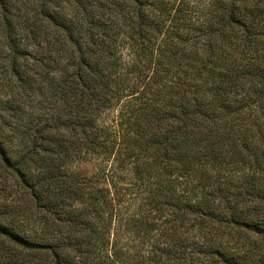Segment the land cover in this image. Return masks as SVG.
I'll return each mask as SVG.
<instances>
[{"label": "trees", "instance_id": "trees-1", "mask_svg": "<svg viewBox=\"0 0 264 264\" xmlns=\"http://www.w3.org/2000/svg\"><path fill=\"white\" fill-rule=\"evenodd\" d=\"M0 10L46 106L15 149L0 99V264H264V0Z\"/></svg>", "mask_w": 264, "mask_h": 264}, {"label": "rangeland", "instance_id": "rangeland-1", "mask_svg": "<svg viewBox=\"0 0 264 264\" xmlns=\"http://www.w3.org/2000/svg\"><path fill=\"white\" fill-rule=\"evenodd\" d=\"M21 16L22 14L19 16L20 19ZM18 20L17 18L15 22ZM9 36L10 34L3 27L2 12L0 10V99L6 101L7 106L15 105L17 107L16 110L7 109L4 123L7 140L15 149H18L22 147V143L21 135L18 134L17 130L25 131L30 123L38 122L41 112L44 111L46 106L37 103L38 100L32 103L19 96L22 89L14 78L13 66H20L25 70V65H29V68H31L33 60L30 59L27 62L22 54L17 52V49H15L17 46L10 40ZM21 37L25 43H29L24 36ZM27 75L32 77L33 72L28 71ZM0 178L3 181V190L0 191L1 202L6 203L20 196L16 178L8 170L1 171ZM4 184L6 185L5 188L3 187Z\"/></svg>", "mask_w": 264, "mask_h": 264}]
</instances>
